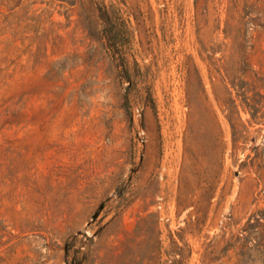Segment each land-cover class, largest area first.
Returning <instances> with one entry per match:
<instances>
[{
  "label": "rangeland",
  "instance_id": "374dc122",
  "mask_svg": "<svg viewBox=\"0 0 264 264\" xmlns=\"http://www.w3.org/2000/svg\"><path fill=\"white\" fill-rule=\"evenodd\" d=\"M0 264H264V0H0Z\"/></svg>",
  "mask_w": 264,
  "mask_h": 264
}]
</instances>
